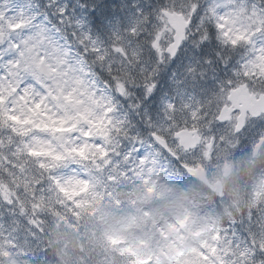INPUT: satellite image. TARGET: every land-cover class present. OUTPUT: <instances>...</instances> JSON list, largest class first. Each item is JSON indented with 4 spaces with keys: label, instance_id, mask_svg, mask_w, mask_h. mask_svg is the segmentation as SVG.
<instances>
[{
    "label": "snow or ice",
    "instance_id": "obj_1",
    "mask_svg": "<svg viewBox=\"0 0 264 264\" xmlns=\"http://www.w3.org/2000/svg\"><path fill=\"white\" fill-rule=\"evenodd\" d=\"M116 2L0 0V264L91 175L264 147V0ZM177 264H264V182Z\"/></svg>",
    "mask_w": 264,
    "mask_h": 264
},
{
    "label": "rangeland",
    "instance_id": "obj_2",
    "mask_svg": "<svg viewBox=\"0 0 264 264\" xmlns=\"http://www.w3.org/2000/svg\"><path fill=\"white\" fill-rule=\"evenodd\" d=\"M184 159L191 163V167L201 165L205 168L213 187L212 194H205L196 180L178 176L168 164H165L166 171L157 164L136 166L130 174L140 181V188L123 195L115 194L113 201L118 211L110 210L109 214V209L105 208L103 212L105 216L109 215V235L120 248L135 252L137 246L144 245L153 264H177L182 259L178 253L185 255L188 244L191 248L198 246L207 239L213 227L226 226L230 220L237 219L242 200L239 194L229 191L236 169L230 150L208 149L205 156L198 152ZM89 181L70 185L67 193L82 196L81 206L92 209L97 205L91 203L88 192L98 196L97 202L102 200L103 194L102 189L92 194L91 177ZM262 182L264 173L256 175L253 191ZM216 183L220 187L214 190ZM149 192L153 193L151 197ZM222 192L230 195L220 198ZM122 197H128L126 205ZM26 255L27 252L20 247L14 264H26Z\"/></svg>",
    "mask_w": 264,
    "mask_h": 264
},
{
    "label": "trees",
    "instance_id": "obj_3",
    "mask_svg": "<svg viewBox=\"0 0 264 264\" xmlns=\"http://www.w3.org/2000/svg\"><path fill=\"white\" fill-rule=\"evenodd\" d=\"M112 5V12L118 13L116 0H108ZM122 11V9H120ZM119 14V13H118ZM177 69L180 66L179 60L172 66ZM230 158L236 165L232 187L234 193L239 194L242 204L239 206L237 219L252 203V191L255 184V177L264 173V147H251L247 151L237 153L230 150ZM181 164L187 165L190 162L183 159ZM169 168L178 176L193 181L180 164L168 162ZM128 178L120 175L114 177V181L108 182L98 175H91L90 191L102 189L103 198L97 202V197L88 192V197L92 204L99 208H87L82 205L81 197H74L67 193L63 197H53L50 201L54 212L47 211L37 219L38 226L42 229L38 233L39 248L42 253L39 264H148L150 257L144 245L136 247L135 252L122 249L110 237L107 226L108 216H105L104 209L118 211L113 196L115 194L135 191L140 188L139 180H135L130 173ZM182 176V177H183ZM198 184V183H197ZM200 185V184H198ZM201 186V185H200ZM205 193L210 191L201 186ZM230 193L227 192L226 196ZM59 200V205L56 201ZM124 204H127L128 197H122ZM99 209V210H97ZM102 213V214H101ZM145 234V233H144ZM187 240V244H188ZM23 251L27 252L26 264H36L31 254L35 251L32 241H21ZM23 246L25 248H23ZM187 251L182 259H187L191 255V248L187 245Z\"/></svg>",
    "mask_w": 264,
    "mask_h": 264
},
{
    "label": "water",
    "instance_id": "obj_4",
    "mask_svg": "<svg viewBox=\"0 0 264 264\" xmlns=\"http://www.w3.org/2000/svg\"><path fill=\"white\" fill-rule=\"evenodd\" d=\"M187 142V141H186ZM186 171L189 173V175L207 185L209 184V180L206 175V171L202 166H198L196 168L193 167H187ZM153 193H150V196H152Z\"/></svg>",
    "mask_w": 264,
    "mask_h": 264
}]
</instances>
